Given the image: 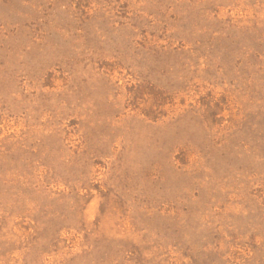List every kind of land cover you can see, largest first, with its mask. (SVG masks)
<instances>
[{"label": "rangeland", "instance_id": "obj_1", "mask_svg": "<svg viewBox=\"0 0 264 264\" xmlns=\"http://www.w3.org/2000/svg\"><path fill=\"white\" fill-rule=\"evenodd\" d=\"M0 264H264V0H0Z\"/></svg>", "mask_w": 264, "mask_h": 264}]
</instances>
